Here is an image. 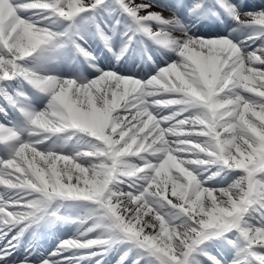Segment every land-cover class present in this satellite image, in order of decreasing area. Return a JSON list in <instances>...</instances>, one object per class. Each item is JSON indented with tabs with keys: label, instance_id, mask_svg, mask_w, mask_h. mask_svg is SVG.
Here are the masks:
<instances>
[{
	"label": "snow or ice",
	"instance_id": "snow-or-ice-1",
	"mask_svg": "<svg viewBox=\"0 0 264 264\" xmlns=\"http://www.w3.org/2000/svg\"><path fill=\"white\" fill-rule=\"evenodd\" d=\"M103 3L0 0V82L22 78L50 97L44 109L28 110L0 84V94L26 117L31 137L21 140L14 127L0 123V144L10 145L8 157H0V239L7 241L0 260L11 255L13 242L46 200L71 197L94 202L104 227L131 245L117 264H124L133 249L132 264H202L197 254L221 264L199 246L228 232L242 240L230 264H264L259 251L264 249V8L241 12L233 0H192L190 15L223 12L250 28L247 43H238L230 36L190 35L174 14L166 18L151 11L150 4L116 0L137 31L176 53L147 80L100 69L94 79L79 82L24 65L56 38L47 24L72 21ZM165 107L174 110L160 115ZM69 130L95 141L92 150L69 155L38 147ZM192 165L218 166L212 176L241 174L227 187L209 188ZM97 227L101 224L93 223L62 241L40 264H69L96 255L65 253L110 244L111 236L81 238ZM14 228L19 231L9 237Z\"/></svg>",
	"mask_w": 264,
	"mask_h": 264
},
{
	"label": "bare ground",
	"instance_id": "bare-ground-1",
	"mask_svg": "<svg viewBox=\"0 0 264 264\" xmlns=\"http://www.w3.org/2000/svg\"><path fill=\"white\" fill-rule=\"evenodd\" d=\"M259 1L264 0H233V3H236L240 6L241 12H249L259 9L252 7L253 4L258 3ZM146 3L151 5V11L161 12L166 18H170L174 14L187 27L190 35L200 37H215L205 36L197 32L203 29L202 22H199L198 24L197 22H194V15H190L188 13V9L186 8L190 7L191 4L187 5V2L182 3L178 0H146ZM104 4L109 6V0H104ZM261 8H264V6ZM82 14L83 13L79 15L81 16ZM113 15V12L109 11V9H105L103 10L102 14L98 15L97 17L99 23L98 26L102 29L103 34L109 38L106 41L108 46L110 45L109 50L103 48L98 42H96V39L93 38L91 29L88 30L86 23L80 20L77 24L75 23V26H77L75 27L76 32L74 33V40L78 43L79 47L85 49L87 52L88 50L92 51V57L86 58L85 55L80 51L81 54L77 61H80V63H74L72 54L69 58L67 51L57 48L58 37L56 36L52 43L42 46L31 56L26 58L24 65L41 75L55 76L58 78H72L79 82H87L91 79H94L100 75V69L111 70L123 76H131L141 80H147L152 75H155L160 67H163L165 64L171 62V59L174 60L177 58L174 51L168 52L165 47L161 45H159L160 48L158 47L157 51H150V61L145 60L143 62V60L140 59L138 55L135 56L134 53L129 54L126 58L123 57L124 55L121 52H123V47L128 39L127 37L124 38L122 33L124 30H127L128 27L123 26L121 23H115V21L112 19ZM225 15L226 14L224 13L223 17H225ZM58 21L59 24H63L65 22L61 19ZM75 22H77V20ZM232 24H235L236 26V33L234 34V37H238L239 42L244 41L247 43L246 37L251 34V29L242 25H238L234 22H232ZM170 30L173 32L178 31L176 29ZM129 33H132L131 29ZM122 43L123 47L120 49V45ZM256 43L259 44L261 41L257 40ZM93 65H95V67H93ZM0 84H3L4 88L7 89V92L12 94V98L15 100L18 106L24 107L28 110H42L45 108L48 100L50 99L48 96V99L45 102L41 95V93L44 95L45 93L37 90L36 88H31L18 78L0 82ZM3 91L4 89L0 88V93H3ZM19 93H25L26 96H21ZM0 95L3 103L6 105L5 107L7 111V116L4 115L3 111H0V123L9 124L12 127L18 126L22 132L20 139L24 141L31 139L29 136L30 126L26 117L17 110V107L13 105L12 100L6 99L3 94ZM173 110V108L165 107L159 110V114L168 115ZM76 136H78L77 133L75 134V137ZM52 139L53 141H51ZM56 139L57 134L56 136L52 135L48 140L40 144L38 147L42 151H47L46 148H48L51 151L61 152L64 148L72 146L71 144L73 142L71 141L69 142V145H67L64 138H62L60 141H57ZM9 148L10 145L6 146L5 144H0V157H4L6 159L8 157ZM205 175L209 176V173H204L202 181H212L211 183H214L212 176L209 179L207 177L205 178ZM237 177L238 176L233 177V180ZM226 182L228 185H230L233 181L226 180ZM225 185L226 184L214 187L221 188ZM53 218L55 219V217ZM79 225L80 222H68L57 219L53 220L49 217L47 219V223L40 226L39 237L38 239H35L32 233L33 229L30 228L32 225L30 224V226H28L22 232V244L12 250L11 255L6 257L5 260H0V264H13V262H15V264H19V262L25 258L32 261V264H40V261L48 257L50 253L54 252L58 246L61 245L62 241L69 238H76L79 236L80 232L86 229L84 227H80ZM16 229L18 228H14L13 230L15 231ZM14 231L9 233V237L14 235ZM18 231L19 229L17 232ZM91 234H87L86 237L81 238L89 239ZM111 238L112 240L110 244L102 245L103 247H99L91 251L97 253L96 255L79 260L74 259L70 261L69 264H97L96 258L100 259V257H102V261H100L99 264H116L122 255V243L119 241V234H116L115 237L112 235ZM6 242V240L0 239V249H3ZM102 248L106 249V251H101ZM199 248H203V250L208 253L211 249V243H208L207 245L202 243ZM88 250L89 249H86L85 252H89ZM134 251L135 249H133L132 253H134ZM74 252H77V250L66 252L65 255L73 257L79 256L74 254ZM197 255L199 257V261L202 262V264H212V261L207 256L200 254ZM132 259L133 254L129 255L128 259L124 261V264H132Z\"/></svg>",
	"mask_w": 264,
	"mask_h": 264
},
{
	"label": "rangeland",
	"instance_id": "rangeland-1",
	"mask_svg": "<svg viewBox=\"0 0 264 264\" xmlns=\"http://www.w3.org/2000/svg\"><path fill=\"white\" fill-rule=\"evenodd\" d=\"M138 1H140V0H133V3L134 4H138L139 3ZM144 2H146V0H144ZM156 27H160V26L158 25ZM223 31H221L219 34H221ZM214 34H217V36L214 35ZM225 34H228L227 30L225 31ZM204 35L218 37V33H215V32L214 33H207V34H206V32H204ZM18 79H21L23 82H25L22 78H18ZM0 108H3L4 110H6L5 105L2 103L1 95H0ZM66 136H69V134H66ZM86 136H87L86 134L79 132V136L76 137L75 139H76V141H78L79 139H84V140H86L88 142L91 141V139H89ZM201 139H203V138H201ZM94 143H95V141H92L91 145L89 146V148L83 147V144H81V143H76V145L74 146L75 147L74 153L77 152V151H81V150L90 151V150H92V144H94ZM191 167L194 170V173H199L198 178L201 179V180H203L202 177L204 176V171L209 173V176L205 175V178L206 177L209 178V177L212 176L213 172L218 170V166L207 167V170H205L206 166L192 165ZM240 174L241 173L238 172V171H236V172H226V174H225V172H220L219 175L212 176L213 180H214V183H211L212 181L211 182L203 181V183H204L205 187L216 188L214 186H222L224 184L228 185L226 180L234 181L236 178L233 180V177L239 176ZM169 196H170L171 199H173L174 202H178L175 197H171L170 193H169ZM68 205H73L76 209H78V213L80 212L81 214H84V213L87 214V212L93 213L94 214V217H93L94 220L90 221V225H92L93 223H100L101 224V227H99L98 230L93 231L94 233H92L89 236V239L90 238L103 237V236H109L111 234H115V233L110 232L109 230H107L104 227V222L100 219V216H99V208L94 202L83 200L81 202L80 201H78V202H76V201L75 202H70V203H68ZM78 213H77V215H78ZM145 219H147V217ZM146 231H149V230L146 229ZM225 236L227 237V239L225 238ZM228 240H235L236 241V245L234 246L233 244H230L228 242ZM203 243L206 244V245L208 243H211V249H210V251L208 253L211 256H213V257L216 256L215 258L217 260L221 261V264H230V262L233 260V258L237 254V248L241 245V240L234 233L228 232V233H226L224 235H221V236H218V237H210V238L206 239ZM122 244H121V246H122V254H123L125 252V250L130 248V247L125 245V243H123V242H122ZM259 251L264 252V249H260ZM131 254H133V258H134L136 256V254H137V250H135L134 253H131ZM96 259H97L96 261H99V262L102 261V259H99V258H96ZM196 259L199 261L198 255H196ZM254 264H256V263H254Z\"/></svg>",
	"mask_w": 264,
	"mask_h": 264
}]
</instances>
